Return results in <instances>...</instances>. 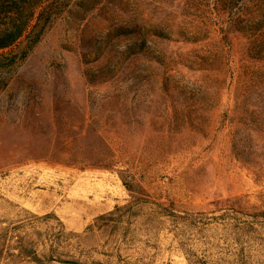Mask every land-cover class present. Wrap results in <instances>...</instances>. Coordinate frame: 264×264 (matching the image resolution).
Here are the masks:
<instances>
[{
	"label": "rangeland",
	"instance_id": "rangeland-1",
	"mask_svg": "<svg viewBox=\"0 0 264 264\" xmlns=\"http://www.w3.org/2000/svg\"><path fill=\"white\" fill-rule=\"evenodd\" d=\"M42 11L0 50V264H264V1Z\"/></svg>",
	"mask_w": 264,
	"mask_h": 264
},
{
	"label": "trees",
	"instance_id": "trees-1",
	"mask_svg": "<svg viewBox=\"0 0 264 264\" xmlns=\"http://www.w3.org/2000/svg\"><path fill=\"white\" fill-rule=\"evenodd\" d=\"M48 1L50 0H0V26H3V29L0 32V50L10 48L21 40L32 25L33 21L37 19L38 16L40 17V14H42L41 11L43 4ZM213 1L218 9L220 6H226L233 0ZM134 34L136 35L135 32ZM151 34L154 33H149V35ZM119 35H124V32ZM141 39L143 44L138 52L145 49V45L148 41L146 37ZM98 140L99 147L96 150L95 155L93 157H86L84 161L89 163L93 162L94 168L113 170L114 160L116 157L115 155L113 156V151H111L110 148H107L104 139L100 135H98ZM81 141L82 140L78 141V138L73 140H63V156L66 157L67 155H70L68 150L76 148V144ZM124 182L127 187L132 188V184L130 182L127 180H124ZM129 190L133 191L132 189ZM119 209L120 208H117V210Z\"/></svg>",
	"mask_w": 264,
	"mask_h": 264
}]
</instances>
